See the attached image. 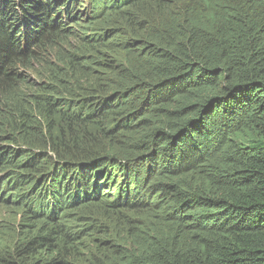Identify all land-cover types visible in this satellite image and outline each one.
Segmentation results:
<instances>
[{
  "label": "trees",
  "instance_id": "trees-1",
  "mask_svg": "<svg viewBox=\"0 0 264 264\" xmlns=\"http://www.w3.org/2000/svg\"><path fill=\"white\" fill-rule=\"evenodd\" d=\"M0 207V264H264V0H0Z\"/></svg>",
  "mask_w": 264,
  "mask_h": 264
},
{
  "label": "rangeland",
  "instance_id": "rangeland-1",
  "mask_svg": "<svg viewBox=\"0 0 264 264\" xmlns=\"http://www.w3.org/2000/svg\"><path fill=\"white\" fill-rule=\"evenodd\" d=\"M46 53H47V54H51L50 56L54 58L53 54H52L49 50H47ZM124 54H125V52H118V53L115 54L112 58L115 59L116 61H119V59H120ZM108 56H110L109 53H105V54H104V56L102 57V59H103L102 64H104V62L106 61V58H107ZM113 63L115 64V61H113ZM89 73H92V72H89ZM93 74H94V73H92V74L90 75V76H91V80H92L93 82L96 83L97 81H99V79H98V76H97L96 74H94V75H93ZM98 75H100V76H104L103 73H102V74H98ZM31 78H34V76L31 75ZM14 219H15V216L12 215V213L10 212L9 209L4 210V209H2V208L0 207V220H1V221H6V225H9V223L13 222ZM12 224H13V223H12ZM12 226H13V225H10V227H12ZM79 227H80V226H79ZM68 230H69V229H68ZM33 232H34V231L31 230L29 233H31V235H32ZM29 233L21 234V235L19 236V240L23 239L25 236H29V235H30Z\"/></svg>",
  "mask_w": 264,
  "mask_h": 264
},
{
  "label": "bare ground",
  "instance_id": "bare-ground-1",
  "mask_svg": "<svg viewBox=\"0 0 264 264\" xmlns=\"http://www.w3.org/2000/svg\"><path fill=\"white\" fill-rule=\"evenodd\" d=\"M103 32L104 30L101 27H99L98 29L93 30V37L97 38L99 35L103 34Z\"/></svg>",
  "mask_w": 264,
  "mask_h": 264
},
{
  "label": "clouds",
  "instance_id": "clouds-1",
  "mask_svg": "<svg viewBox=\"0 0 264 264\" xmlns=\"http://www.w3.org/2000/svg\"><path fill=\"white\" fill-rule=\"evenodd\" d=\"M71 48H72V46H70ZM57 48H59V47H57ZM60 50H62L61 48H59Z\"/></svg>",
  "mask_w": 264,
  "mask_h": 264
}]
</instances>
